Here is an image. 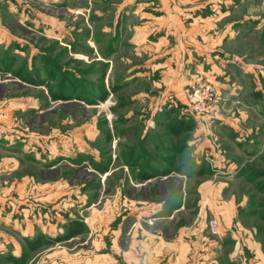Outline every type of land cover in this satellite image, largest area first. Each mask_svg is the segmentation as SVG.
<instances>
[{
  "label": "rangeland",
  "instance_id": "1",
  "mask_svg": "<svg viewBox=\"0 0 264 264\" xmlns=\"http://www.w3.org/2000/svg\"><path fill=\"white\" fill-rule=\"evenodd\" d=\"M142 11L170 20L178 15L185 23L183 48L192 56L174 65L176 75L186 70L189 80L177 84L180 96L142 62L151 50L137 49L125 27ZM0 81L5 98L23 106L12 137L25 145L23 158L34 160L32 145L54 142L53 162L43 148L36 175L50 176L54 168L46 170V163H54L86 198L82 206L73 196L79 201L70 207H38L43 222L54 223L57 213L55 232L47 234L32 219L33 232L25 236L18 229L24 203L7 195L2 208L11 223L1 219L0 231L11 237L0 246V264H54L55 248L87 250L85 226L69 240L52 242L70 219L84 225L83 208L104 173L99 167L112 170L122 164L118 156L126 169L140 171L170 169L167 161L178 157L177 168L187 176L201 171V178L225 183L241 224L251 227L264 251V0H0ZM208 85L215 112L206 118L191 111L188 93ZM25 165L22 171L34 174L36 168ZM241 244L233 246L235 259L248 254Z\"/></svg>",
  "mask_w": 264,
  "mask_h": 264
},
{
  "label": "crops",
  "instance_id": "2",
  "mask_svg": "<svg viewBox=\"0 0 264 264\" xmlns=\"http://www.w3.org/2000/svg\"><path fill=\"white\" fill-rule=\"evenodd\" d=\"M160 16L154 15L153 11L135 12L133 17L137 20L128 22L125 27L133 34L137 49L151 50L147 52L148 56L143 57L142 62L149 63V67L156 70L161 80H166L170 88L175 87L174 95L177 97L182 94L177 84L189 80L186 70L178 77L176 74L179 70L174 65L181 57L186 61L190 60L192 52L187 51L189 55L186 56L183 48L186 45L183 36L186 26L182 19L178 15L172 20L164 14ZM20 105L18 98H5V91L0 92V220L3 219L5 224L11 223L2 206L7 195L15 196L18 203H24L20 209L23 217L18 221L19 231L25 236L33 232V219L35 227L49 234L55 232L57 213L54 212V223H45L40 208L37 211L38 207L50 205L54 208L59 204L70 207L75 201H79L73 196L80 198L82 206L86 198L82 191L74 190L73 187L76 186L71 182V176L60 167H55L54 163H46L50 166L46 170L53 171L54 168L50 176L36 175L42 168L38 160L42 158L40 154L43 148L48 152L46 157L52 159L49 162H53L54 142L32 145L34 160L27 161L23 158L25 145L16 143L12 138H16L18 124L14 116L23 107ZM63 143L62 151L65 149ZM194 145L199 147V139L194 140ZM115 158L117 156H113L111 161L114 162ZM177 158L174 157L171 163L167 161L172 166L170 169L162 164L145 167L140 171L135 167L126 169L127 162H123L118 156L122 164H117L118 167L115 166L112 170L101 171L104 173L100 175V185L93 199L88 200L83 208L84 211L87 210L83 222L90 238L86 240L87 250L62 253L55 248L51 254L52 262L264 264L263 248L252 237L251 227L241 224L234 195H226L223 191L225 183L209 177L201 178L204 174L198 173L199 171H192L187 176L185 170H178ZM25 163L36 168L32 171L34 174L22 171L26 167ZM107 177L111 181L105 184L104 179ZM32 205L35 206L34 210L31 209ZM212 217L217 220L216 234H212L207 225ZM13 224L15 225L14 222ZM10 237L0 231V246L7 244ZM236 241L239 244L242 242L243 249L248 253L244 257H238L239 259H235V254L239 256V252L233 247ZM56 242L59 241L55 239L52 243Z\"/></svg>",
  "mask_w": 264,
  "mask_h": 264
},
{
  "label": "built area",
  "instance_id": "3",
  "mask_svg": "<svg viewBox=\"0 0 264 264\" xmlns=\"http://www.w3.org/2000/svg\"><path fill=\"white\" fill-rule=\"evenodd\" d=\"M213 92L210 86L196 87L188 93L189 107L191 111L204 117H209V114L215 112L214 103L212 102ZM216 170L214 173H217ZM207 225L211 233H218V225L215 217L208 220Z\"/></svg>",
  "mask_w": 264,
  "mask_h": 264
},
{
  "label": "trees",
  "instance_id": "4",
  "mask_svg": "<svg viewBox=\"0 0 264 264\" xmlns=\"http://www.w3.org/2000/svg\"><path fill=\"white\" fill-rule=\"evenodd\" d=\"M99 169L101 171L105 170L104 166H100ZM198 173H202V172L199 171ZM83 228H84V225L82 222H80L78 220H70V222H68V224L65 228L66 232L63 235L57 237L56 240H66L73 235H77V234L83 232L84 231Z\"/></svg>",
  "mask_w": 264,
  "mask_h": 264
}]
</instances>
